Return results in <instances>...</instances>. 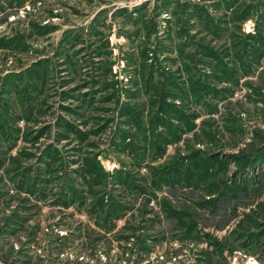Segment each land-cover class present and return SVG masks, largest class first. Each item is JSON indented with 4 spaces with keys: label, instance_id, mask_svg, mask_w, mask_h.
<instances>
[{
    "label": "rangeland",
    "instance_id": "1",
    "mask_svg": "<svg viewBox=\"0 0 264 264\" xmlns=\"http://www.w3.org/2000/svg\"><path fill=\"white\" fill-rule=\"evenodd\" d=\"M264 264V0H0V264Z\"/></svg>",
    "mask_w": 264,
    "mask_h": 264
},
{
    "label": "built area",
    "instance_id": "2",
    "mask_svg": "<svg viewBox=\"0 0 264 264\" xmlns=\"http://www.w3.org/2000/svg\"><path fill=\"white\" fill-rule=\"evenodd\" d=\"M145 0H134V2L136 3V4H141L142 2H144ZM253 259V258H252ZM251 264H253L251 261H249ZM234 264H237V263H235L234 262Z\"/></svg>",
    "mask_w": 264,
    "mask_h": 264
},
{
    "label": "bare ground",
    "instance_id": "3",
    "mask_svg": "<svg viewBox=\"0 0 264 264\" xmlns=\"http://www.w3.org/2000/svg\"><path fill=\"white\" fill-rule=\"evenodd\" d=\"M253 264H259V262L257 260H255L254 258L251 261Z\"/></svg>",
    "mask_w": 264,
    "mask_h": 264
}]
</instances>
